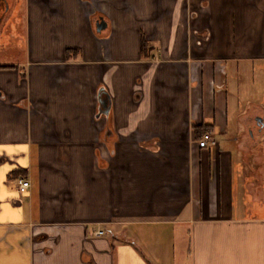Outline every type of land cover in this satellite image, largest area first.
<instances>
[{
    "label": "crops",
    "instance_id": "obj_1",
    "mask_svg": "<svg viewBox=\"0 0 264 264\" xmlns=\"http://www.w3.org/2000/svg\"><path fill=\"white\" fill-rule=\"evenodd\" d=\"M24 2L0 264H264V0Z\"/></svg>",
    "mask_w": 264,
    "mask_h": 264
},
{
    "label": "rangeland",
    "instance_id": "obj_2",
    "mask_svg": "<svg viewBox=\"0 0 264 264\" xmlns=\"http://www.w3.org/2000/svg\"><path fill=\"white\" fill-rule=\"evenodd\" d=\"M15 1L16 11L14 14H10L0 36V63H14L16 59H21L24 56L25 38L23 37L24 31L21 28L24 24L23 12L26 4L24 0ZM176 259L178 262L176 263L181 264L182 255L180 252Z\"/></svg>",
    "mask_w": 264,
    "mask_h": 264
},
{
    "label": "built area",
    "instance_id": "obj_3",
    "mask_svg": "<svg viewBox=\"0 0 264 264\" xmlns=\"http://www.w3.org/2000/svg\"><path fill=\"white\" fill-rule=\"evenodd\" d=\"M214 145L215 142L211 133L206 132L202 135L201 139L198 141V147L200 149H206L208 146ZM30 188V182L27 179H19L17 181V189L20 194L26 193ZM98 236L102 235V232L97 233Z\"/></svg>",
    "mask_w": 264,
    "mask_h": 264
},
{
    "label": "water",
    "instance_id": "obj_4",
    "mask_svg": "<svg viewBox=\"0 0 264 264\" xmlns=\"http://www.w3.org/2000/svg\"><path fill=\"white\" fill-rule=\"evenodd\" d=\"M107 27V24L105 21L100 18L96 24V31L97 33H101L103 30H105ZM110 112V105L108 98H103L100 102V108L97 114V119L101 118L102 116L108 117Z\"/></svg>",
    "mask_w": 264,
    "mask_h": 264
},
{
    "label": "flooded vegetation",
    "instance_id": "obj_5",
    "mask_svg": "<svg viewBox=\"0 0 264 264\" xmlns=\"http://www.w3.org/2000/svg\"><path fill=\"white\" fill-rule=\"evenodd\" d=\"M13 4L12 0H0V36L3 32L4 24L12 13Z\"/></svg>",
    "mask_w": 264,
    "mask_h": 264
},
{
    "label": "trees",
    "instance_id": "obj_6",
    "mask_svg": "<svg viewBox=\"0 0 264 264\" xmlns=\"http://www.w3.org/2000/svg\"><path fill=\"white\" fill-rule=\"evenodd\" d=\"M146 50V45L145 43L142 44V51H145Z\"/></svg>",
    "mask_w": 264,
    "mask_h": 264
}]
</instances>
